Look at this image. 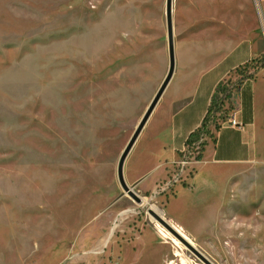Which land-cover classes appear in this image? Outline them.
I'll use <instances>...</instances> for the list:
<instances>
[{
    "label": "rangeland",
    "instance_id": "374dc122",
    "mask_svg": "<svg viewBox=\"0 0 264 264\" xmlns=\"http://www.w3.org/2000/svg\"><path fill=\"white\" fill-rule=\"evenodd\" d=\"M246 10L235 0H174L175 43L203 30L221 41L235 28L262 32L256 0ZM262 66L264 56L225 88ZM168 70L166 0H0V264H204L117 178ZM223 110L208 129L228 121ZM246 173L252 198L245 203L238 185L237 212L264 229V168ZM263 241L254 232V244ZM207 257L264 264V247H238L229 261Z\"/></svg>",
    "mask_w": 264,
    "mask_h": 264
},
{
    "label": "crops",
    "instance_id": "0c3cea01",
    "mask_svg": "<svg viewBox=\"0 0 264 264\" xmlns=\"http://www.w3.org/2000/svg\"><path fill=\"white\" fill-rule=\"evenodd\" d=\"M208 1L196 0L200 7ZM235 2L248 12L253 7V0ZM256 3L264 22V0ZM245 21L253 22L252 18ZM249 29L243 33L235 28V35L222 41L206 30L196 35L192 32L184 43H175L173 79L124 167L127 182L206 259L208 255L229 261L235 258L238 247H264V241L254 244V232L264 233L263 227L254 229L252 214H238L236 201L238 185L242 184V199L246 203L252 198L254 181L247 169L264 168V66L231 87L225 102L228 121L219 129H208L206 157L193 165L187 180L191 188L178 186L171 195L159 194L157 187L175 172L190 140L202 129L218 87L233 82L239 71L264 56V29ZM140 147L144 170L136 174L132 158ZM171 255L169 250L161 261H170Z\"/></svg>",
    "mask_w": 264,
    "mask_h": 264
},
{
    "label": "water",
    "instance_id": "95a60500",
    "mask_svg": "<svg viewBox=\"0 0 264 264\" xmlns=\"http://www.w3.org/2000/svg\"><path fill=\"white\" fill-rule=\"evenodd\" d=\"M173 1L166 0V22H167V39H168V52H169V70L168 73L157 91L155 97L150 103L148 109L146 110L144 116L142 117L140 123L138 124L133 136L125 147L123 153L118 162L117 167V178L120 186L124 192L131 197L136 203L142 204L143 200L130 188L126 182L124 175V167L126 161L134 149L138 139L140 138L144 128L146 127L150 117L152 116L156 106L158 105L160 99L162 98L164 92L166 91L168 85L173 79L176 59H175V40H174V22H173ZM148 214L153 221L158 222L162 227H164L173 237H175L182 245H184L188 250H190L195 256H197L204 264H212L208 259H206L191 243L188 241L175 227L171 225L168 221L162 218L153 209L148 210Z\"/></svg>",
    "mask_w": 264,
    "mask_h": 264
},
{
    "label": "built area",
    "instance_id": "2783aa9c",
    "mask_svg": "<svg viewBox=\"0 0 264 264\" xmlns=\"http://www.w3.org/2000/svg\"><path fill=\"white\" fill-rule=\"evenodd\" d=\"M214 115L217 117L219 113L216 112ZM213 125L214 122L212 121ZM235 125V122L231 123ZM205 137L203 136L198 141L188 145L185 151L182 153L181 161L178 163L175 172L168 178L167 181L160 184L157 187V192L159 194H171L174 195L175 189L178 186H187L191 188L190 185H187V180L192 175L194 168L193 165L202 158L203 150L205 147Z\"/></svg>",
    "mask_w": 264,
    "mask_h": 264
},
{
    "label": "trees",
    "instance_id": "16d2710c",
    "mask_svg": "<svg viewBox=\"0 0 264 264\" xmlns=\"http://www.w3.org/2000/svg\"><path fill=\"white\" fill-rule=\"evenodd\" d=\"M226 85H223V87H218L213 99H212V103L210 105V109L208 112V115L204 121V125L202 127V129L200 131H198L192 138V140H190V144L196 142L199 140V137L202 135L203 136H207L209 134L208 131V127H209V123L210 121H212V119H216V116L213 115L214 114V110L215 113H221L223 112V108L225 107V102L227 101L228 97H229V93L230 90H227L225 88ZM213 112V113H212ZM222 124H219L218 126L215 124L216 129H219L221 127Z\"/></svg>",
    "mask_w": 264,
    "mask_h": 264
},
{
    "label": "bare ground",
    "instance_id": "6f19581e",
    "mask_svg": "<svg viewBox=\"0 0 264 264\" xmlns=\"http://www.w3.org/2000/svg\"><path fill=\"white\" fill-rule=\"evenodd\" d=\"M154 210L162 216V213H160L159 210H157V209H154ZM155 222H156V221H155ZM157 223H158V222H157ZM158 224H159V223H158ZM159 225H160V224H159ZM159 225H158V226H159ZM163 228H164V227H163ZM160 229H161V231L163 232L164 235H167V234L169 233L165 228H164V229H165L168 233H167L166 231H164L161 227H160ZM179 232H180V231H179ZM169 234H170V233H169ZM170 235H171V234H170ZM174 238H175V237H174ZM175 239H176V238H175ZM176 240H177V239H176ZM176 240H174V242H177V241H178V240H177V241H176ZM178 242H179V241H178Z\"/></svg>",
    "mask_w": 264,
    "mask_h": 264
}]
</instances>
